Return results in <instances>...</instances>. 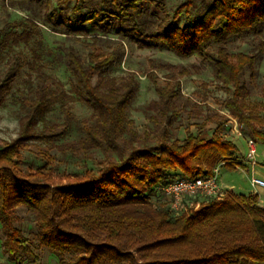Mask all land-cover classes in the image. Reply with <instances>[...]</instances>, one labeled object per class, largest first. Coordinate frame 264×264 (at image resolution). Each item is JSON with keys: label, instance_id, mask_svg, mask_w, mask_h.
<instances>
[{"label": "trees", "instance_id": "1", "mask_svg": "<svg viewBox=\"0 0 264 264\" xmlns=\"http://www.w3.org/2000/svg\"><path fill=\"white\" fill-rule=\"evenodd\" d=\"M72 1L73 18L53 11L46 17L65 28V35L91 38L86 62L72 48L67 50V69L75 79L74 94L91 108L95 119L84 126L87 139L81 144L91 142L103 158L97 170L54 172L50 147L66 135L68 119L61 124L45 122L65 94L54 79L37 71L32 94L20 101L23 115L17 137L0 142L4 254L14 264L37 261L31 250L34 242L18 226L17 211L24 208L32 214L36 244L51 252L57 264H264V205L257 194L227 190L221 199H210L175 217L159 196L151 194L170 177L212 176L220 163L230 170L239 167L236 145L221 135L226 119L214 113L203 120L200 128L206 123L216 126L209 138L188 133L182 140L170 139L164 129L154 145L130 143L123 153V136L132 135L126 108L138 84L132 74L106 76L125 40L140 50L163 47L181 59L199 55L213 65L216 87L228 94L221 106L246 137L264 146V76L258 101H248V83L243 80L249 71V80L254 81L255 64L264 55V39L260 40L264 0H211L200 9L195 0H185L169 12L154 0H102L101 8L93 0H58V9L65 10ZM13 26L22 31L1 30L0 53L10 45L28 43L39 28L33 18ZM86 26L96 34L89 36ZM112 31L119 41L107 38ZM250 34L259 39L251 52L229 51V40ZM101 43L115 46L103 49ZM33 57L38 59L37 53ZM148 63L158 121L169 125L180 96L179 80L190 71L182 65ZM25 64L21 53L4 62L0 105ZM157 68L170 72L162 84L153 73ZM35 143L50 147L37 146L41 164L24 167L22 151Z\"/></svg>", "mask_w": 264, "mask_h": 264}, {"label": "rangeland", "instance_id": "2", "mask_svg": "<svg viewBox=\"0 0 264 264\" xmlns=\"http://www.w3.org/2000/svg\"><path fill=\"white\" fill-rule=\"evenodd\" d=\"M58 0H0V31H22L19 27L13 25L23 23L28 18H33L38 24V32L33 35L28 43L19 42L17 45H10L0 53V70L6 59L14 54L21 53L25 57L26 63L22 67L20 76L16 79L10 92L4 97L0 105V142H10L17 137L18 121L23 115V108L20 101L24 97H29L35 86V77L37 71H42L45 75L56 81L60 85L65 97L61 103L53 106L52 111L46 117V124H61L68 119V131L66 135L55 141L54 144L46 145L45 143H35L22 151L24 167L35 168L41 164L40 158L36 155L37 146L42 148L50 147V154L55 158L53 163L54 172L57 175L62 173L82 174L86 170H97L98 162L102 160V153L98 148L93 147L91 142L82 145V140H86L87 136L84 131L85 125H93L95 119L92 116L91 108L84 102L79 100L73 92L75 79L67 69V50L72 48L86 62V54L89 51L88 44L91 43L90 37H72L63 34L65 28L55 25L46 17L47 12H54L56 15L65 14L73 18L71 8L74 2H70L65 10H59L57 6ZM160 3L165 11H171L173 8L183 3L185 0H154ZM211 0H195L197 9L203 8L210 4ZM93 4L97 8L103 6L102 0H93ZM105 7V6H104ZM84 11V9H83ZM185 20H181L183 23ZM89 36L96 34V31L86 26ZM101 34V33H99ZM112 31L107 38L119 41ZM264 38H260L262 40ZM257 39L252 34L245 35L242 38L231 39L227 46L231 53L243 52L249 53L256 45ZM111 43H101V47L106 49L105 45ZM123 49L120 50L115 62H113L107 72L108 78L118 79L122 76L132 74L138 84L137 91L133 100L126 108V121L129 122V132L123 136L121 149L123 153L129 151V145L148 144L154 145L159 134L165 129L170 139L182 140L186 138L188 133L200 135L203 138H209L215 129V124L206 123L199 127L203 120L211 114H218L226 119L221 135L223 138L232 141L237 145V153L235 159L240 164L235 167V172L226 169L223 163L217 165V177L219 184L222 186L235 187L234 193H246L250 187V172L247 170H264V146L256 147V158L254 163L249 162L246 158V146L244 141L249 139L241 132V136L236 135L233 130V119L221 106V102L228 97V94L219 90L217 83L213 79L214 67L211 63L204 60L199 55H193L189 58L181 59L173 55L169 50L163 47L152 49H138L134 44L128 41L122 42ZM115 44H111L114 47ZM109 48V49H110ZM107 49V50H109ZM33 52L37 53L38 59H34ZM156 63H166L170 65H182L189 69L186 76L180 78V96L175 100L171 112L175 113L174 118L169 125H165L158 121V112L154 109L153 102L157 100L154 87L148 78L150 72L149 61ZM33 64L31 69L29 65ZM255 79L249 80V71L245 72L243 80L248 83L249 95L248 101L260 100L259 87L264 76V55L256 62ZM157 81L162 84L165 77L170 72L165 69L153 70ZM63 104V105H62ZM64 110L69 115H65ZM264 115V113H261ZM42 128V125H40ZM116 155V152L113 153ZM256 169V170H255ZM248 172V173H247ZM252 189V188H251ZM229 190L224 188L222 191ZM157 195V193H151ZM249 194V193H248ZM247 195V194H246ZM158 196V195H157ZM154 198V196H153ZM199 205L191 204L189 201L187 210H196L201 205L206 204L209 200H199ZM20 218L19 228L23 234L31 239L34 243L31 247L33 255L37 261L23 264H57L56 257L45 248L36 244V229L33 222L32 214L20 208L17 211ZM3 235L0 231V264H14L10 261L2 250Z\"/></svg>", "mask_w": 264, "mask_h": 264}, {"label": "built area", "instance_id": "3", "mask_svg": "<svg viewBox=\"0 0 264 264\" xmlns=\"http://www.w3.org/2000/svg\"><path fill=\"white\" fill-rule=\"evenodd\" d=\"M233 123L236 135L241 136L240 130L237 129V122L233 121ZM245 146L246 158L254 163L257 155L256 143L251 139H246ZM249 183L254 190H264V178L251 176ZM222 190L217 177V169H215L212 176L170 177L164 184L156 186L153 193H157L159 198L166 203L169 213L175 217L187 211L189 201L198 206L199 200L221 199L224 194Z\"/></svg>", "mask_w": 264, "mask_h": 264}, {"label": "crops", "instance_id": "4", "mask_svg": "<svg viewBox=\"0 0 264 264\" xmlns=\"http://www.w3.org/2000/svg\"><path fill=\"white\" fill-rule=\"evenodd\" d=\"M236 145V144H235ZM258 145H260V144H256V147H258ZM244 146H245V141H244ZM236 147H237V145H236ZM238 148V147H237ZM226 169L228 170V171H230V172H235L234 170H230V169H228L227 167H226ZM256 170V169H255ZM247 171H249L250 172V174H251V176H255V177H259V178H264V170H258L257 169V171H253V170H247ZM248 173V172H247ZM251 176H250V178H251ZM250 180V179H249ZM249 185H250V183H249ZM221 187H222V189H226V188H228L229 190H233V191H235V187L233 186V185H231V186H222V185H220ZM251 187V186H250ZM236 192V191H235ZM248 193H253V194H257L258 195V199H259V204L260 205H264V190H254V189H251V188H249V190L246 192V193H240V192H237V194H244V195H246V194H248Z\"/></svg>", "mask_w": 264, "mask_h": 264}]
</instances>
